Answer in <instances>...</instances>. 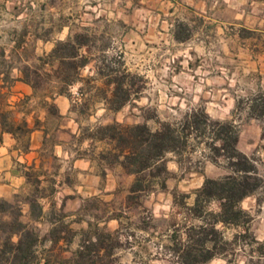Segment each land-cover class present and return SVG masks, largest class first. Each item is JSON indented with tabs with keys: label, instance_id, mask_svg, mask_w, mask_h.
<instances>
[{
	"label": "rangeland",
	"instance_id": "rangeland-1",
	"mask_svg": "<svg viewBox=\"0 0 264 264\" xmlns=\"http://www.w3.org/2000/svg\"><path fill=\"white\" fill-rule=\"evenodd\" d=\"M138 1L0 0V78L12 68H17L22 77V69L27 67L35 88L30 86L39 96L51 97L52 90L65 86L56 74H75L72 67L46 65V55L54 45L74 35L88 38V47L80 53L87 54L91 63L68 87L70 98H66L82 126V139L94 142L98 171L105 174L101 166L110 168L117 183L111 196L82 202L73 218L55 209L47 220L52 226L20 216L39 239L37 259L32 264L44 260L49 264L78 262L74 252L80 247L81 233L88 223L111 233L101 246L115 248L111 255L102 251L96 257L91 253L85 259L87 264H181L174 247L186 244V227L200 224L198 215L189 211L194 193L206 177L219 178L228 173L223 159H218L217 165L212 163L207 158V147H193L197 142L194 139L181 166L175 155L166 156L170 173L166 190L153 189L148 194L128 197L135 176L124 170L125 174L118 173L116 167L120 165L109 162L112 155H105L107 160H103L100 154H108L113 144L96 141L93 135L97 128L113 124H146L155 131L160 123H178L200 110L210 120L232 122L238 127L237 149L256 161L263 180L262 187L239 204L246 214L241 226H217L221 233L218 246L225 253L207 264H264V142L259 121L249 118L245 110L247 100L264 91V0H220L215 14L206 15L207 20L191 15L184 21L174 20V31H180L186 40L171 42L167 35L154 43L146 41L150 39L145 38L143 28L134 27L135 21L145 19L140 8L152 5ZM203 22L206 29L197 34L196 27ZM166 23L164 35L168 34ZM60 27H64L63 32ZM101 56L108 59L109 68L117 69L113 75L97 73L102 67ZM122 75H129L126 86L130 93L124 106L114 112L106 108L103 98L111 97L114 85L109 80ZM4 99L0 89L2 120L6 116ZM35 180L32 175V199L44 194ZM12 204L20 208L17 201ZM206 208L218 210L214 202Z\"/></svg>",
	"mask_w": 264,
	"mask_h": 264
},
{
	"label": "trees",
	"instance_id": "trees-1",
	"mask_svg": "<svg viewBox=\"0 0 264 264\" xmlns=\"http://www.w3.org/2000/svg\"><path fill=\"white\" fill-rule=\"evenodd\" d=\"M179 32L174 31L175 40L179 42L186 40L187 37L180 36ZM88 42V38L74 35L65 42H57L46 55V65L53 67L54 63H57L58 68L72 67L75 73L56 74L55 77L65 86L52 90V98L57 96L70 98L68 87L76 82L79 72L91 63V58L87 54L80 53L83 47H88ZM99 61L102 63L97 72L99 75L108 77L117 71L116 68H109L110 64L105 56H101ZM105 70L108 73L105 74ZM30 76L31 72L24 67L22 81L34 86ZM128 76L122 75L109 80L114 87L111 97L103 98L107 109L118 111L128 101L130 93L126 86ZM3 80L7 81V76H3ZM245 110L249 118L259 121L261 140L264 142V91L248 99ZM93 139L113 144L108 154L101 153L100 157L107 160L105 155H112V162L109 161L111 164L117 163L127 174L135 176L129 187L128 197L148 194L153 189L166 190V180L170 174L166 166V156L175 155L178 166H181L190 141L194 139L197 142L193 147L202 145L207 147L210 153L207 158L212 163L217 165L218 159H223L228 173L219 178L206 177L201 188L194 193V203L189 211L198 215L200 224L186 227L188 239L186 244L174 247V255L181 264H207L214 257L224 254V248L218 246V237L221 233L217 226H241V219L246 217V214L239 204L262 187L263 180L258 174L256 161L237 149L238 127L232 122L210 120L204 110L186 115L178 123H160L155 131L149 129L146 124L101 126L97 128ZM206 139H209V142H206ZM262 149L264 151V144ZM210 202L217 204V211H209L206 208V204ZM20 216V208L0 200V264H32L37 259L35 249L39 244L38 236L20 220ZM111 236V233L88 223V228L81 233L80 247L74 252V257L79 261L62 264H87L85 259L91 253L96 257H99L102 251L111 255L114 246H101ZM49 263L48 260H44L42 264Z\"/></svg>",
	"mask_w": 264,
	"mask_h": 264
},
{
	"label": "crops",
	"instance_id": "crops-1",
	"mask_svg": "<svg viewBox=\"0 0 264 264\" xmlns=\"http://www.w3.org/2000/svg\"><path fill=\"white\" fill-rule=\"evenodd\" d=\"M144 1L152 5L140 8L145 19L135 21L134 27L146 31L145 38L150 39L146 40L149 43L161 41L167 35L171 42H176L173 36L176 20L184 21L187 15L200 21L207 20L209 18L206 15H214L216 5L222 2ZM165 23L168 34L164 35ZM203 23L201 27H196L197 34L206 29ZM123 24L126 22L123 21ZM60 28L63 32L64 27ZM5 74L10 82L3 78L0 80L6 110L5 119H0V200L9 203L17 201L21 218L35 220L40 224L48 223L55 209L66 214V218H73L82 202L111 196L117 183L110 168L101 166L104 175L98 171L93 157L94 142L92 139H82V126L72 111L70 100L65 96H39L30 85L22 81L17 68L1 76ZM116 171L125 174L121 166L116 167ZM32 175L35 176L37 188L44 192L34 199L29 196ZM21 195H24L22 200L19 199Z\"/></svg>",
	"mask_w": 264,
	"mask_h": 264
}]
</instances>
